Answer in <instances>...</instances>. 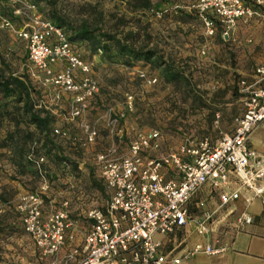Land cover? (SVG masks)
Here are the masks:
<instances>
[{"label": "built area", "instance_id": "2783aa9c", "mask_svg": "<svg viewBox=\"0 0 264 264\" xmlns=\"http://www.w3.org/2000/svg\"><path fill=\"white\" fill-rule=\"evenodd\" d=\"M0 5L11 6L22 22L15 35L24 44L32 79L52 90L53 103L67 94L65 120L75 123L78 129L71 139L77 147L87 149L98 136L95 124L87 118L90 101L98 90L90 62L74 49L61 27L36 12L31 0H0ZM178 11L193 13L205 38L217 31L223 41L233 40L239 22L257 18L264 24V0H166L145 9L156 20ZM206 45V41L200 45V54L205 53ZM262 48L263 55L254 67L259 79H264V35ZM139 77H144L143 73ZM155 81V77L146 78L149 84ZM244 92L243 111L234 118L230 132L221 133L213 142L207 137L184 138L162 156L150 154L160 146L156 129L136 131L120 153L124 112L108 110L103 115L104 128L114 139L91 154L93 172L107 200L101 209L90 206L85 211L90 223L79 253L74 248L58 257L74 238L71 199L63 195L57 202L47 201L45 206L46 158L29 151L26 159L31 161L40 184L20 194L14 209L37 253L48 264H175L179 258L162 252L155 235L168 236L189 223L197 234H204L211 230L218 210L231 216L235 228L249 224L251 216L244 210L234 214L231 204L241 191L251 196L262 191L264 155L255 154L247 140L257 125H264V89L245 86ZM123 103L124 110L131 111L132 95L125 93ZM51 134L69 138L61 126L51 127ZM204 190L215 195L213 207H208L204 198H195ZM221 249L196 243L189 254H215Z\"/></svg>", "mask_w": 264, "mask_h": 264}, {"label": "rangeland", "instance_id": "374dc122", "mask_svg": "<svg viewBox=\"0 0 264 264\" xmlns=\"http://www.w3.org/2000/svg\"><path fill=\"white\" fill-rule=\"evenodd\" d=\"M33 1L36 12L53 24L56 25L54 16L63 20L60 24L69 42L91 64L98 90L90 101L87 118L95 124L98 136L87 149L73 143L71 138L78 134V129L75 123L65 120L67 94L60 102L53 103L50 99L52 90L40 87L32 79L24 44L15 35L22 22L12 13L11 6L0 5V81L20 79L28 92V99L22 101L16 92L6 94L0 87V144L5 140L17 147L23 161L16 167L17 174L26 172L30 179L14 180L28 191L36 189L38 180L32 165L26 162L25 154L33 150V155H45L48 188L58 191L54 202L63 195L71 199V219L76 217L73 209L76 185L93 198L94 206L99 209L107 199L93 172L91 154L114 139L104 128L103 115L108 110L124 112L120 121V153L125 151L127 142L136 131L156 129L160 146L150 154L162 156L174 150L184 138L207 137L213 142L221 133L230 132V126L226 129L212 126L214 113L229 108L230 101L242 112L246 95L244 87L264 89V79L254 74V67L263 55L264 24L257 18L239 22L233 40L223 41L218 32L204 38L201 24L193 13H181L170 21L151 18L145 9L150 4L159 5L160 0ZM81 23L113 39L72 38L71 28H77ZM205 41L206 51L200 54L199 46ZM147 51L167 60L173 67L171 72H179L178 77L167 82L162 74L163 67L156 66ZM220 53L230 61L221 59ZM220 61L224 65L230 63L239 71L231 72L220 67ZM140 73L144 77H139ZM151 77L156 78L153 84L146 82V78ZM23 93L21 90L19 96ZM125 93L132 95V110L129 112L124 110ZM24 102L30 112L49 113V128H37L30 122ZM53 126L65 128L69 138L53 136ZM91 180L95 183L92 184ZM3 182L0 181V264H46L48 260L34 249L22 231L12 203L7 202L17 192L16 185ZM44 204L47 206L46 202ZM159 237L155 235V238Z\"/></svg>", "mask_w": 264, "mask_h": 264}, {"label": "crops", "instance_id": "0c3cea01", "mask_svg": "<svg viewBox=\"0 0 264 264\" xmlns=\"http://www.w3.org/2000/svg\"><path fill=\"white\" fill-rule=\"evenodd\" d=\"M181 13L185 15L192 14L189 12ZM181 13L170 14L165 19H167L166 21H170V19L181 15ZM222 51L220 50V52ZM220 55L221 59H223V54L220 53ZM225 60L230 61L228 58ZM161 61L169 63L167 60ZM221 62L220 67L229 69L231 72L239 71L233 68V65L230 63L224 65ZM232 103L230 101L229 108L226 107L223 111L214 113L212 126L219 129H226L227 126H230L232 129L234 118L241 114L236 107H233ZM247 145L251 150L257 152V155H264V125L259 124L252 130L248 136ZM19 163H23V161L19 158L17 147L3 140L0 144V181L1 183L2 181L8 182L11 186L16 185L17 192L12 195L10 200H7V202L12 203L13 208L17 197L23 192L28 191L19 184V181H15L14 179H30L26 172L22 175L17 174L16 167L19 166ZM46 163L44 167H46ZM54 175L58 176L57 173H54ZM36 178L38 180V186L40 180L37 175ZM261 185L262 191L257 196H251L250 193L241 191L238 198L231 204V207L234 208V214L244 210L251 216V222L249 224L235 228L231 216L226 217L224 210H218L214 214L209 232L197 234L193 230L191 223H189L183 229L175 231L168 236H160L157 238L161 243L160 250L179 258L178 263L175 264H264V181H262ZM23 186L26 185L23 184ZM57 192H53L47 187L44 201H54L55 196L58 195ZM60 193L61 191H59V195ZM74 195L75 203L73 209L76 210L74 214L76 217L72 218L74 220V238L71 242L65 244L60 250L58 257L63 256L65 252H70L74 248L78 253L80 252L83 235L90 223V220L85 217V211L90 206H94L93 198L88 197L89 194L79 185L75 186ZM195 198H204L208 207H213L217 202L215 195H209L206 190L199 192ZM106 200H104L102 205L105 204ZM196 243L221 247L222 249L215 254H205L203 252L189 254L193 245ZM46 264H48V261ZM165 264L174 263L168 261Z\"/></svg>", "mask_w": 264, "mask_h": 264}, {"label": "trees", "instance_id": "16d2710c", "mask_svg": "<svg viewBox=\"0 0 264 264\" xmlns=\"http://www.w3.org/2000/svg\"><path fill=\"white\" fill-rule=\"evenodd\" d=\"M160 1H161L160 3H166V0H160ZM244 1H248V0H244ZM179 13H181V12L178 11V12H176L174 14H179ZM53 19L55 20L56 26L58 25L59 27H61L60 23L63 22V20H61V18L56 17V16H54ZM71 30H72V33H73V35L71 37L75 38V39L78 38V39H86V40H89V39L98 40L101 37H103L106 40L113 39L112 36H110L108 34H105V33H102L100 31L88 28V26L86 24H84V23L79 24L77 28H71ZM72 38H70V39H72ZM67 39L69 41L68 37H67ZM146 53L149 54V56L152 57L151 58V59H153L152 62L156 66H162L163 67L162 74H163L164 79L167 82L172 81L173 79L178 77L177 74L179 72H177V71H172L171 72V68H173V67H172V65L170 63L162 62L160 57L156 56L155 52H153V51H147ZM145 57L147 58V56H145ZM10 85H12V87L9 88ZM0 87H1L2 91L4 93H6V94H8L9 92H16L18 97H21L22 101H25V99L26 100L28 99V92L26 91V88L24 86V82L22 80H20V79L10 78V80H7V79L1 80L0 81ZM21 90L24 91L23 96H19V94H21ZM23 106H24V109L28 112L30 122L34 126H36L37 128H43V129L49 128L48 123H49L50 116H49V113L47 111H44L43 114L41 115L39 112H30L28 107L25 105V102H24ZM30 151L32 153H34L33 150H30ZM27 153L28 152H26V154ZM26 154H25V159H26ZM65 161H68V160H65ZM26 162L28 164L32 165L31 161H29L27 159H26ZM35 174H36V172H35ZM93 181L94 180H91L92 184L95 183Z\"/></svg>", "mask_w": 264, "mask_h": 264}]
</instances>
